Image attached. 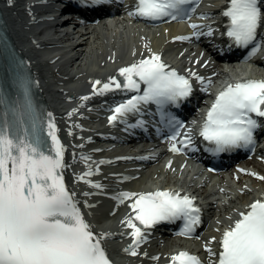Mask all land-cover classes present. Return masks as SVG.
Masks as SVG:
<instances>
[{"label":"snow or ice","instance_id":"6c2138e0","mask_svg":"<svg viewBox=\"0 0 264 264\" xmlns=\"http://www.w3.org/2000/svg\"><path fill=\"white\" fill-rule=\"evenodd\" d=\"M13 2L8 0L10 4ZM105 2L80 0L85 6ZM192 4L193 0H137L129 14L149 19L191 20L190 12L195 11ZM222 14L227 18V37L235 45H253L249 57L255 54L264 44V41L257 42L259 30L264 27V0H228ZM191 27L192 36L204 35L198 23L193 22ZM205 27L208 35L213 34L211 25ZM190 38L188 35L174 37ZM149 51L150 55L118 69L123 82L116 75L110 76L107 82H93V88L101 94L113 89L136 92L114 106L109 122H127L130 114H140L144 106L154 102L161 121L171 132L170 137L165 136L172 141L171 150L196 149L193 127L182 132L186 122L165 109L171 104L179 105L192 95L191 77H196L202 85L210 86L211 81L192 69L188 70L189 74H182L169 66L161 53ZM22 64L23 61H18L14 69L23 91L22 100L19 95L10 97L7 89L0 86V264H114L104 244L113 234L95 230L86 218L79 197L66 183L64 170L70 167L65 160L67 146L58 134L53 114L34 104L31 97L34 81ZM82 100L87 101L88 96ZM76 111L73 109L68 115ZM259 118H264V79L235 81L216 94L196 134L208 142L207 150L212 153L249 148L256 142L257 129L264 127ZM145 123L143 119L137 121L139 126ZM81 159L87 164L91 156L81 153ZM99 171V165L89 167L87 172L76 174V179L96 189L103 188L105 185L91 179ZM252 175L264 180L259 173L252 172ZM83 195L94 193L89 191ZM114 199L118 205L130 202L131 212L121 223L130 229L126 234L132 240L124 251L132 255L140 253V246L149 239L147 233L161 221L183 220L180 234L184 236H194L202 222V209L196 197L173 189L122 191ZM83 203L88 209L93 207L87 199ZM229 219L232 223L220 236V250L216 252L210 243L204 244L209 253L207 264H264V194L240 211L238 218ZM216 239L211 237L212 241ZM152 259L158 260L159 256ZM167 264H205V261L181 250L172 254Z\"/></svg>","mask_w":264,"mask_h":264},{"label":"bare ground","instance_id":"6f19581e","mask_svg":"<svg viewBox=\"0 0 264 264\" xmlns=\"http://www.w3.org/2000/svg\"><path fill=\"white\" fill-rule=\"evenodd\" d=\"M214 2L216 3L215 5L213 4V8H217L222 0H215ZM26 3L27 2L21 0H14V2L10 4L8 0H0V10L3 12V16H5L7 26L17 48L25 55V58L29 61L32 68L34 67L33 71L36 74V80L39 81L41 95L44 100H42V106L44 102H46V111L53 114L59 128L58 134L67 146L65 160L70 167L64 170L66 183L72 191L74 190L71 184H74V187H76V185L81 186L78 192L74 191L81 201V206H84L83 201L85 199H87L88 202H95L93 209H90L92 214L94 212L95 215H91L88 219H90L89 221L93 224L95 230L108 231L113 234L108 238L111 240L109 244L113 247H111L112 252L129 255L131 259L127 260L126 264H164V260L170 259L171 255L176 253L172 246L179 245L177 240L168 239L165 241L163 250L156 247L151 248L149 242L152 241V237H150V233L148 232L147 235L149 239L140 246L139 254L132 255L131 253H126L124 249L131 243L132 238L126 234L130 229L125 228L121 223L125 215L118 211V213L116 212L115 214L116 218L109 216V218H107L109 220H107L105 218L106 216L98 218L97 215L99 213L97 209L101 207L99 200L101 201V199H103L101 198L103 197L102 195L108 191H110V194L115 195L122 191L145 192L155 191L158 188L173 189V182L175 180H181L180 173L177 174L173 172L172 174L171 170L165 171L161 169L159 166V158L158 161L151 160L146 162V169H143L144 167L141 164L142 161L136 164L130 163L129 166H125L123 169L119 170L109 167L107 164L108 162L101 164L98 161L97 163L93 158L88 162L89 165L83 166L81 162V153L95 154L97 156L94 151L98 149L93 145V139L88 140L86 137L85 140H81L83 134L86 132L93 134L92 138H95L98 142L100 139H104L105 134L95 133L91 128L87 130V128L83 126L85 122L81 119L80 115L85 106L91 104L89 102L90 100L104 95H113L116 90L113 89L103 94L97 93L92 86L95 80L107 82L108 78L115 75L119 68L150 55L151 52L149 49H151L152 52L161 53V57L172 52L174 57L171 56L170 58L166 56V58L162 59L167 63L173 62L175 67L182 70L184 73L189 74V69L194 70L195 67L193 63L186 61L184 57L186 54L180 57L182 52L178 53L177 51H173L178 44H181V42L178 39H174V37L182 36V31L175 26L156 30L155 32L142 31V29H138L136 26H131V24L127 23L121 24V27H119L121 30L117 28L109 33H105V30H99L93 32L89 38L75 41L67 40L69 44L68 47L62 49L63 41L54 40L47 37L44 32H39L40 26L46 24V22L43 20L37 8L46 7L45 3L36 1L33 5L31 4V6H25ZM6 4L8 6H6ZM216 12L218 11H209L207 15ZM41 37L44 38L42 39ZM41 46L45 47V52L39 51ZM56 46H61L60 53L58 54L52 53L53 51L57 52L58 48H56ZM189 52L193 51L189 49ZM176 57H179V59ZM174 60H176L177 63H175ZM194 71L198 72L196 69ZM214 72H217V70H214ZM256 76L255 78L257 79L264 78L260 73L256 74ZM250 77L254 76L250 75ZM192 78L199 81L196 77ZM210 81V86L207 84L200 85L204 88H208L207 97L212 94V88L221 84L213 80ZM90 93H92V95H89ZM85 96H88L87 101L82 100ZM69 97H71V99H69ZM73 109H78V111L73 112V114L69 116L68 113ZM81 125L83 127H81ZM69 129H72L71 133ZM100 142L102 143L103 141ZM74 151L76 153L75 160H73ZM97 165H99L100 171L95 172L91 179L95 178L94 180L105 185V187L98 189L95 195L85 197L83 193L89 192V190L86 189L88 184L84 180L78 181L76 179V174L87 172L89 167L95 168ZM247 166L249 169L250 167L254 169H245L247 171H242V177L234 181L236 186L231 184L226 187L220 186V188L211 189L209 191H201V194L204 195L205 203L210 209V220L215 219L214 221H220L219 223H221L223 221L222 216L230 220L229 217L233 218L239 214L240 211H244L248 204L264 194V180H261L259 176L252 175V172H256L264 176V163L250 160ZM125 171L129 174L125 177H131V179H126L130 182V186H127V188L120 184V180L118 179L120 176L118 172L123 173ZM245 178H248L251 183ZM241 189L244 190L241 191ZM218 194H223L226 201L216 197ZM127 203L130 204L129 201H125L123 204L125 205ZM217 216L219 220L216 219ZM227 225H229L228 222L221 223L217 234H212L210 228L208 230V233H210L205 237V241L198 242L194 252L206 259L209 253L204 247L205 242L210 243L213 250L218 252L220 236L222 235L224 226L226 227ZM122 228L124 230L126 229V231L121 232ZM213 236L217 237L215 241L211 240ZM124 242H126L125 245H118V243ZM143 252H147L148 255H143ZM157 255L159 259L153 260L152 257ZM124 261L125 260L121 263L118 262V264H124ZM113 262L117 264L116 260H113Z\"/></svg>","mask_w":264,"mask_h":264},{"label":"rangeland","instance_id":"374dc122","mask_svg":"<svg viewBox=\"0 0 264 264\" xmlns=\"http://www.w3.org/2000/svg\"><path fill=\"white\" fill-rule=\"evenodd\" d=\"M8 6V5H7ZM167 56L168 57H170L171 58V56H173L174 57V55H173V53L172 52H169V53H167ZM177 59H179V57H176ZM176 59V60H177ZM176 60H174V62L175 63H177L176 62ZM172 170V169H171ZM173 174V173H172ZM176 176V175H175ZM161 178H162V176H161ZM160 178V179H161ZM246 180H248V182L249 183H251V181L248 179V178H245ZM233 185L234 186H236V184L235 183H233ZM237 193V192H236ZM216 197H219L220 199H223V200H225V197H224V195L223 194H218ZM226 201V200H225ZM220 205V204H219ZM222 213H223V210H222ZM223 217V221L221 222V223H223V222H226V221H228V219L227 218H225L224 216H222ZM216 219H218V216L216 217ZM215 220V219H214ZM214 220H212L211 222H210V227L212 228V230L210 231V232H212V234H217V229H219L220 228V224L221 223H219L218 221H214ZM219 220V219H218ZM217 223H219V224H217ZM117 255H122V253H117ZM119 259H121V260H124V258H121V257H119ZM126 259V258H125Z\"/></svg>","mask_w":264,"mask_h":264}]
</instances>
